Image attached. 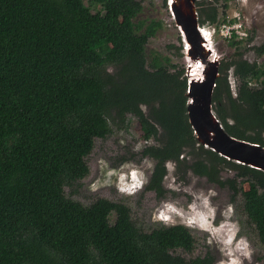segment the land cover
Wrapping results in <instances>:
<instances>
[{
	"label": "trees",
	"instance_id": "obj_1",
	"mask_svg": "<svg viewBox=\"0 0 264 264\" xmlns=\"http://www.w3.org/2000/svg\"><path fill=\"white\" fill-rule=\"evenodd\" d=\"M197 6L201 26L227 22L216 5ZM141 11L140 0H0V264H216L209 252L176 253L195 247L183 224L145 231L126 202L86 205L66 194L89 175L87 157L111 134L110 119L129 115L158 142L142 152L155 160L146 191L165 197L169 162L233 194L236 180L221 173L235 171L247 181L243 209L264 247V171L198 143L186 68L147 51L162 22L138 19ZM236 36L232 47L253 40ZM251 49L264 54V43ZM243 56L221 60L213 108L230 135L264 146V61Z\"/></svg>",
	"mask_w": 264,
	"mask_h": 264
},
{
	"label": "rangeland",
	"instance_id": "obj_2",
	"mask_svg": "<svg viewBox=\"0 0 264 264\" xmlns=\"http://www.w3.org/2000/svg\"><path fill=\"white\" fill-rule=\"evenodd\" d=\"M88 4V0H84ZM142 11L138 19L162 22V27L150 39L148 52H158L171 58L174 64L188 65L185 43L179 26L170 10L169 0H140ZM208 8L212 3L219 10V17L227 20L228 26L238 30L242 37L253 35L252 42L245 48L244 41L232 47L221 31L224 22L211 25L214 47L221 59L232 58L237 51L243 50V58L262 64L264 54L256 53L252 46L264 43V0H196ZM227 4V6H225ZM100 6L93 8L97 11ZM198 8V6H197ZM198 16L200 12L198 9ZM231 19H235L231 23ZM207 28V27H206ZM209 29V28H207ZM180 48V49H179ZM230 86L237 95L239 80L231 68L228 74ZM112 132L105 138H96L94 148L87 157L89 175L76 182L74 187H65L66 194L74 200L90 205L99 198L126 202L133 214L134 221L145 231L156 225L183 224L189 227L195 237L192 251L179 249L177 254L192 259L204 256L207 252L216 258V264H264V247L260 244L255 229L249 223L243 209L241 192L248 189L245 179L235 171L224 170L223 178L236 180L237 192L228 186L221 187L180 166L169 162V172L164 180L167 189L165 197L159 198L154 191H146L145 185L155 165L153 158L143 156V150L158 142L146 135L136 117L127 116L124 122L110 119ZM187 154V152L185 153ZM189 162L194 159L189 157ZM129 172L136 182L134 188H127ZM146 183V184H145ZM124 190V191H123ZM113 214L109 218L110 226L115 224Z\"/></svg>",
	"mask_w": 264,
	"mask_h": 264
},
{
	"label": "water",
	"instance_id": "obj_3",
	"mask_svg": "<svg viewBox=\"0 0 264 264\" xmlns=\"http://www.w3.org/2000/svg\"><path fill=\"white\" fill-rule=\"evenodd\" d=\"M169 5L186 46L187 114L198 143L228 160L264 171V146L230 135L214 111L213 94L222 59L210 28L205 31L199 24L196 0H169Z\"/></svg>",
	"mask_w": 264,
	"mask_h": 264
},
{
	"label": "clouds",
	"instance_id": "obj_4",
	"mask_svg": "<svg viewBox=\"0 0 264 264\" xmlns=\"http://www.w3.org/2000/svg\"><path fill=\"white\" fill-rule=\"evenodd\" d=\"M235 19H231V22L232 21H234ZM230 22V21H229ZM230 22V23H231ZM226 23V22H225ZM202 27V29L203 30H205V31H207L208 29L207 28H210V27H212L211 25L210 26H201ZM207 27V28H206ZM234 33L236 34V32L234 31ZM237 35V34H236ZM233 36V35H232ZM232 36L229 38V39H231L232 38ZM239 36L237 35L236 36V38H238ZM249 36H246V37H241V39L240 40H246L247 38H248ZM246 42V41H245ZM151 158V157H150ZM129 176H130V181H129V183L125 186L126 188L124 189V190H128L127 188H134L135 186H134V184H133V181L135 180V176L136 175H134L133 173H130L129 172ZM136 182H138L139 180H135ZM148 181H149V179H148ZM148 181H147V183H148ZM146 184V183H145ZM123 190V191H124Z\"/></svg>",
	"mask_w": 264,
	"mask_h": 264
},
{
	"label": "built area",
	"instance_id": "obj_5",
	"mask_svg": "<svg viewBox=\"0 0 264 264\" xmlns=\"http://www.w3.org/2000/svg\"><path fill=\"white\" fill-rule=\"evenodd\" d=\"M227 23V22H226ZM226 23H223V25L221 26V31L223 30V28L225 29L223 31V34L226 36V37H231L233 34H234V31L237 33L239 32L238 30H235L234 28H231V27H235V26H228ZM242 37V36H241Z\"/></svg>",
	"mask_w": 264,
	"mask_h": 264
}]
</instances>
